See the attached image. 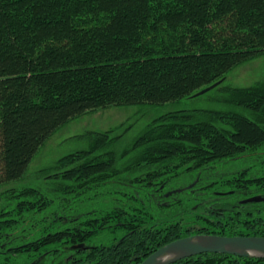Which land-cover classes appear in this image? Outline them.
<instances>
[{
    "label": "trees",
    "instance_id": "obj_1",
    "mask_svg": "<svg viewBox=\"0 0 264 264\" xmlns=\"http://www.w3.org/2000/svg\"><path fill=\"white\" fill-rule=\"evenodd\" d=\"M263 52L264 0H0V184L22 177L71 118L193 96ZM227 91L225 101L240 110L168 112L121 155L111 130L92 132L87 148L48 168L47 191L10 189L0 209V264H34L55 245L76 252L68 264H140L170 241L219 230L206 213V187L166 206L150 189L264 147V84ZM108 194L99 206L65 211L70 200ZM174 209L175 221L153 222L157 211ZM105 230L114 242L87 245ZM169 264L264 257L208 252Z\"/></svg>",
    "mask_w": 264,
    "mask_h": 264
},
{
    "label": "rangeland",
    "instance_id": "obj_2",
    "mask_svg": "<svg viewBox=\"0 0 264 264\" xmlns=\"http://www.w3.org/2000/svg\"><path fill=\"white\" fill-rule=\"evenodd\" d=\"M260 83L264 84V52L233 67L226 73L222 83L201 95L188 96L162 104L109 106L75 116L46 138L34 154L22 177L0 184V209L6 203L7 195L12 188L37 187L47 191L48 186H50V180L46 178L45 174L48 168L52 167L62 156L87 148L89 146L88 135L92 132L111 130L112 136L118 138L111 145V149L121 155L155 118L168 112L182 110L237 111L240 108L225 101L228 97L227 87H245ZM182 183V179H176L172 186L180 187ZM106 197H101L97 201L92 200L89 204L85 201L73 203L70 200L64 208L66 213L70 215L75 212L74 210L99 206L105 200H110L112 195L108 194ZM219 201L225 200L220 199ZM180 213V209L160 210L155 213L156 217L153 222L175 221ZM114 241L115 239L109 230H105L104 233L93 237L87 245L90 247L99 244H111ZM56 248L58 251L41 255L34 264H68L70 258L76 255V252L69 245H55L49 247L48 250L52 251Z\"/></svg>",
    "mask_w": 264,
    "mask_h": 264
},
{
    "label": "flooded vegetation",
    "instance_id": "obj_3",
    "mask_svg": "<svg viewBox=\"0 0 264 264\" xmlns=\"http://www.w3.org/2000/svg\"><path fill=\"white\" fill-rule=\"evenodd\" d=\"M176 179L183 180L180 187L172 186ZM154 184L151 196L162 206L178 200V194L206 187L201 191L206 213L216 216L219 225V230L209 235L264 237V147ZM255 197L262 200H250ZM6 244L2 242L0 246Z\"/></svg>",
    "mask_w": 264,
    "mask_h": 264
},
{
    "label": "water",
    "instance_id": "obj_4",
    "mask_svg": "<svg viewBox=\"0 0 264 264\" xmlns=\"http://www.w3.org/2000/svg\"><path fill=\"white\" fill-rule=\"evenodd\" d=\"M221 81L222 80H219L199 90L194 95H201L211 90L219 83H221ZM178 191H181V189H179ZM250 200L259 201L262 200V198L255 197ZM199 240H204L205 242L197 244L196 241ZM169 251H179L181 255L174 259H171L164 264H169L173 261L187 256L208 252L229 253L246 257H264V237H229L209 234L190 235L170 241L157 248L154 252L149 254L140 264H157L158 258ZM249 251L256 252L257 254L252 255L248 253Z\"/></svg>",
    "mask_w": 264,
    "mask_h": 264
},
{
    "label": "bare ground",
    "instance_id": "obj_5",
    "mask_svg": "<svg viewBox=\"0 0 264 264\" xmlns=\"http://www.w3.org/2000/svg\"><path fill=\"white\" fill-rule=\"evenodd\" d=\"M203 89V88H202ZM205 241L204 240H199V241H196L197 244H201V243H204ZM248 253L254 255V254H257L256 252H253V251H249ZM258 254H262V253H258ZM181 253L179 251H169L165 254H163L162 256H160L157 260V264H164L168 261H170L171 259H174L178 256H180Z\"/></svg>",
    "mask_w": 264,
    "mask_h": 264
}]
</instances>
